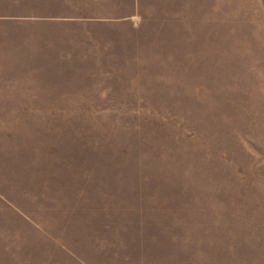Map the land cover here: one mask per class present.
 <instances>
[{
	"label": "rangeland",
	"instance_id": "rangeland-1",
	"mask_svg": "<svg viewBox=\"0 0 264 264\" xmlns=\"http://www.w3.org/2000/svg\"><path fill=\"white\" fill-rule=\"evenodd\" d=\"M112 15L0 100V264H264V0Z\"/></svg>",
	"mask_w": 264,
	"mask_h": 264
},
{
	"label": "crops",
	"instance_id": "crops-1",
	"mask_svg": "<svg viewBox=\"0 0 264 264\" xmlns=\"http://www.w3.org/2000/svg\"><path fill=\"white\" fill-rule=\"evenodd\" d=\"M71 3L75 1L0 0V100L12 98L9 91L14 88L13 85L28 83L15 75L17 69L61 66L49 62L64 60L66 57L63 43L55 37L60 35V30L67 22L121 17L112 15L120 11L129 16L135 13L137 0H77V5H91L86 8L88 14L85 15H82L83 9L77 7V18L66 14L65 9L41 7L21 10L13 7L23 4L45 6Z\"/></svg>",
	"mask_w": 264,
	"mask_h": 264
},
{
	"label": "trees",
	"instance_id": "trees-1",
	"mask_svg": "<svg viewBox=\"0 0 264 264\" xmlns=\"http://www.w3.org/2000/svg\"><path fill=\"white\" fill-rule=\"evenodd\" d=\"M138 125H136V127H137ZM83 187H82V189L81 190H85L87 187H88V183L87 182H84L83 184ZM173 187L172 188H175L174 187V185H172ZM124 188H126L125 187V184H123V183H121V185H117V187L115 188V190H123ZM176 189H179V188H176ZM187 190V189H186ZM187 192V196H188V200H189V202H192L191 201V193H188V191H186ZM130 220H131V218L130 217H128V218H125V222H127V223H130ZM138 254H144V252H142V251H138Z\"/></svg>",
	"mask_w": 264,
	"mask_h": 264
}]
</instances>
